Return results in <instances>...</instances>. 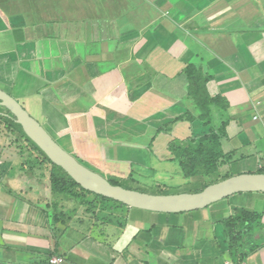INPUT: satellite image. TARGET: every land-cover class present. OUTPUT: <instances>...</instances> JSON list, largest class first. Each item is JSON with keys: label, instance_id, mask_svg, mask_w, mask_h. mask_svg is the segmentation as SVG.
Here are the masks:
<instances>
[{"label": "crops", "instance_id": "crops-1", "mask_svg": "<svg viewBox=\"0 0 264 264\" xmlns=\"http://www.w3.org/2000/svg\"><path fill=\"white\" fill-rule=\"evenodd\" d=\"M190 63L210 75V94L227 101L212 107L210 125L197 118L189 95ZM0 88L73 148L86 144L102 148L104 158L168 163L175 161L170 141L214 126L232 160L221 170L245 150L239 173L258 172L264 168L257 155L264 149V0H0ZM186 114L195 119H177ZM11 173L0 174V264H52L57 256L64 258L58 264H264V246L241 260L231 255L223 220L235 208L211 220L212 235L204 238L197 234L200 215L184 213L127 234L107 217L110 210L122 213L118 207L92 219L83 205L85 216L64 221L51 185L52 197H43L17 173L9 177L17 185L7 187ZM177 227L197 232L193 251L172 252L182 245ZM142 233L139 256L133 243ZM260 235H249L247 246Z\"/></svg>", "mask_w": 264, "mask_h": 264}, {"label": "rangeland", "instance_id": "rangeland-1", "mask_svg": "<svg viewBox=\"0 0 264 264\" xmlns=\"http://www.w3.org/2000/svg\"><path fill=\"white\" fill-rule=\"evenodd\" d=\"M147 140L150 141V139ZM57 141L62 147H64L67 151L76 156L79 161H81L90 169L99 172L108 179H110L111 177L117 179L123 177V185L136 187L140 191L148 193H159L158 191H162L164 193L166 192V194H173L183 192L194 193L199 189V183L194 182V179H186L180 171L179 164L175 161L168 163H157L154 158H104L102 156V148H94L92 146L89 147L84 144V147L80 150L81 147L79 146H77V148H73L74 144L71 142L73 144L72 145L69 141H67V139H60ZM28 145L29 144L25 138H19L15 136L7 130V127L4 123H0V174L6 175L9 173V170L12 171V173L8 175V177H6V181L4 182V184H7V187L9 184L14 186L16 182L13 183V180H11L13 178L9 177L15 176L17 173H19L20 175H17L16 178L17 180H19L20 176L21 178L25 179V183H22L25 188H38L39 191H41L43 197L51 198L52 195L50 193V184L47 180L49 179V173L51 172L53 167H51V164L47 162L39 163L40 161H37L36 153L29 150ZM259 149L262 150L259 152V154H257L258 157L264 158V149L262 147H260ZM127 152L125 153L126 155H129V153H131V151H129L128 153ZM242 153H245V150L243 152L237 151L233 156L234 162H231L228 165L227 169L223 170L222 173H229L231 175H236L237 172L239 173L241 171L240 158L242 155H244ZM127 160H131V163L129 164ZM133 160L135 161L134 163H132ZM131 174L135 177V179L132 180L130 178H127ZM38 176H43L44 180L39 179L40 181H38L37 179H35V177ZM46 177L48 178L47 180ZM8 180H10L9 183H7ZM164 188L166 190H162ZM19 196L20 195H17V197ZM95 198L96 196L94 194H90L87 197L89 201H95ZM29 199H33L32 195H29ZM66 199H68L67 196L63 197L56 195L55 201L58 204H61L62 200L63 207L62 209H56L55 207H52L51 209H56V214L58 215H63L64 213V216H66L67 219L75 218V216L78 217L77 215H80L81 217L83 215H86L87 210H85V207L83 206L87 205L86 203H80V201L77 199L74 200V202H72L70 206H68L69 202H64L66 201ZM95 203H97V200ZM107 204H115V202H110ZM116 205L119 206L118 209L122 213L110 210V214L107 213V217L110 221H120V223L123 224V228L126 227V230H128L127 234H130L134 231L131 230L132 227H138V229H145V227L148 228V224L156 223L162 218H168L167 216L171 217L172 222L176 220V218L174 217V214L176 213L152 212L119 204ZM212 206H215L214 209H212L211 207H206L191 212H182L184 214H195L194 216L200 215V219L202 220L199 222L200 226L198 233L189 231L187 228L185 229L184 227H177V229H179L178 234L182 245L180 244V249L176 251L172 250V252L180 253V251L183 252L185 250L193 251L192 237H194L196 233L202 238L212 235L211 220H217L224 213H232L233 208L235 207H245L248 209L264 211V192L237 193L219 201L218 203H214V205ZM97 207L98 208L96 211L98 212V214L103 213L101 209L104 206H100V204H98ZM94 218L97 217L94 216L92 219ZM188 218L189 217L185 218L184 221L186 222ZM61 220H64V218H61ZM103 220L104 219H100L99 217L97 224L99 223L100 225H105L106 221L104 222ZM89 221L91 220H88V222ZM94 221L96 222L97 220ZM120 223L116 226V228L119 230V227H121ZM62 227L63 223L61 224V228ZM110 227L111 224L109 228ZM162 229H166V227L162 226ZM259 233L260 232H258V235ZM141 237L133 243V248L136 249L137 254L139 256H142L144 254L143 252L145 251L144 249L146 246V235L142 233ZM263 238L264 237L260 235L257 238V241ZM109 240L112 241L111 239ZM138 246L140 248H138Z\"/></svg>", "mask_w": 264, "mask_h": 264}, {"label": "trees", "instance_id": "trees-1", "mask_svg": "<svg viewBox=\"0 0 264 264\" xmlns=\"http://www.w3.org/2000/svg\"><path fill=\"white\" fill-rule=\"evenodd\" d=\"M184 74L189 81V95L194 99L200 111L197 118L204 121L205 124L210 125L213 122L212 107L214 105L225 107L227 105L226 99L219 94H210L208 90L210 75H208L202 67L190 63L186 66ZM177 119H188L193 121L195 117L192 114H186ZM0 123H4L7 130L15 136L27 140L29 150L36 153L37 161H40L39 163L47 162L51 164L53 168L49 173V181L55 195L67 196V198L71 199L73 202L78 199L80 203H86L89 205L88 209L91 212L90 214L95 217L99 215L96 211L99 207H97L98 204H100V206L103 205L104 207L102 208H105V210L107 206L108 208L111 207V209L119 207L116 204L127 206L114 199L95 194L81 187L67 172L51 162L45 153L25 134L22 126L15 121L14 117L0 114ZM222 132H225L224 128ZM169 150L173 155V159L178 162L182 175H184L186 179H194V182L199 183V189L196 192L203 190L209 184L231 176L229 173H222V166L232 160L231 155L225 154L222 150L221 136L214 126L197 137L187 140L174 139L170 141ZM258 172L264 173V168L260 169ZM129 178L133 179L134 177L130 175ZM109 180L113 184L129 188L122 184L123 178L117 179L111 177ZM162 190L166 189L164 188ZM158 192L159 194H166V192ZM90 194L96 196L95 201H89L87 199ZM96 200L97 203H95ZM61 202L63 201L61 200ZM110 202H115V204H107ZM62 216L65 220L66 216H64V213ZM56 220H58L57 217ZM223 222L228 238L229 251L234 258L241 260L249 252H256L264 246V238L258 241L256 240L255 245L247 246L248 236L257 235L258 232L264 228V211L245 207H235L233 214L225 218ZM150 231L151 230L148 229L144 232ZM260 234L262 233H259V235Z\"/></svg>", "mask_w": 264, "mask_h": 264}, {"label": "water", "instance_id": "water-1", "mask_svg": "<svg viewBox=\"0 0 264 264\" xmlns=\"http://www.w3.org/2000/svg\"><path fill=\"white\" fill-rule=\"evenodd\" d=\"M0 114L11 116L25 134L45 153L52 163L61 167L84 189L114 199L128 207L162 213L191 212L206 208L231 195L264 192V173L245 172L209 184L194 193L159 194L116 185L62 147L42 123L22 103L0 88Z\"/></svg>", "mask_w": 264, "mask_h": 264}, {"label": "built area", "instance_id": "built-area-1", "mask_svg": "<svg viewBox=\"0 0 264 264\" xmlns=\"http://www.w3.org/2000/svg\"><path fill=\"white\" fill-rule=\"evenodd\" d=\"M50 261L52 264H58V263H62L64 261V258L62 256H57V257L51 258Z\"/></svg>", "mask_w": 264, "mask_h": 264}]
</instances>
